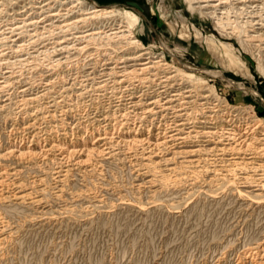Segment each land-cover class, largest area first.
Masks as SVG:
<instances>
[{"label": "rangeland", "instance_id": "obj_1", "mask_svg": "<svg viewBox=\"0 0 264 264\" xmlns=\"http://www.w3.org/2000/svg\"><path fill=\"white\" fill-rule=\"evenodd\" d=\"M241 1L231 21L264 34V0ZM132 14L157 69L100 39ZM225 29L183 0H0V156L40 154L0 159V264H264V36Z\"/></svg>", "mask_w": 264, "mask_h": 264}, {"label": "bare ground", "instance_id": "obj_2", "mask_svg": "<svg viewBox=\"0 0 264 264\" xmlns=\"http://www.w3.org/2000/svg\"><path fill=\"white\" fill-rule=\"evenodd\" d=\"M50 1V0H49ZM54 1V0H53ZM56 1V0H55ZM58 1V0H57ZM231 1L232 0H183L184 4L186 5L187 7V10L191 13V14H197L199 15V17H201L203 20H209V21H212L213 24H215V27H217L221 32H224V30H226L225 28L228 27L230 28L229 30H231V33H236V31L238 30V35L237 37H240L242 34H243V37H245L246 39L248 38L249 40L250 39H258V40H261V38L264 36L263 33H260V32H255V28L254 26L257 25V23L255 24H252V20L248 21L247 19H245V22H237L236 23V20H238L236 17L231 21V15L233 14L234 16H238V15H248L249 17V14L252 13L251 12H247V9L249 7L245 6L243 4L242 7L240 8H234L233 5H235L233 2V4H231ZM243 1V0H242ZM241 1V2H242ZM246 1V0H245ZM253 1V0H252ZM257 0L253 1V2H256ZM263 1V0H261ZM65 2V1H63ZM62 2V4H63ZM244 2V1H243ZM258 3V2H257ZM246 4V3H245ZM48 5V4H47ZM252 5V4H251ZM236 7V6H235ZM252 9V8H250ZM254 9V8H253ZM77 11V10H76ZM82 12L86 11L85 13H81L82 15H85L87 16V18H84V19H80L79 21L83 23H90V24H94L95 25H98V24H102L104 21H109L110 20H116V17H117V14L113 11V10H107V9H97V8H90V9H82L80 10ZM257 11V12H256ZM256 12L258 15H260V18L262 17V15H264V1L263 3L261 4V6H257L256 7V10L254 11ZM78 13V12H77ZM255 13V14H256ZM133 16L131 18H128V17H125L122 21H121V24H123V26H121L122 28L124 27V29L122 30H119L121 27L119 26V28L115 29L114 31L115 32H111L109 34L107 33H103L104 34V37L103 38H100L101 35L96 33V34H90V39H94V35H98V38H100L101 40H107V41H114L115 45H121L122 43L126 45L127 48L131 49L132 51H137V52H144V53H140L139 55L137 54V56H135L134 58H131L132 60L133 59H136V61H140L141 63L139 64V66H142L143 68H141V71H145V72H148L150 71V69H154L156 67H160L159 65H161V61H148L150 60L151 58H143L144 56H147L149 55L148 52H146V49L139 43V41L135 40L132 36V33H131V29L132 27L137 23L138 19L137 17L132 14ZM233 16V17H234ZM254 17V15H252ZM243 17V16H242ZM241 19H244L242 18ZM255 17H258V16H255ZM256 19V18H255ZM264 18H261L259 20V22L262 24L261 26L264 27V21H263ZM76 21V20H75ZM116 22V21H115ZM77 23V21H76ZM105 24V23H104ZM103 24V26H104ZM107 24V23H106ZM117 24V22H116ZM233 24H235L234 26H232ZM108 25V24H107ZM113 25V24H112ZM120 25V23H119ZM258 25L260 26V24L258 23ZM108 27V26H106ZM104 28V27H103ZM102 28V29H103ZM113 28V26H112ZM247 28H250L251 30L253 31H247ZM96 29V28H95ZM258 29V28H257ZM108 31V30H107ZM110 31H113V30H110ZM227 31V30H226ZM98 32V31H97ZM249 32L253 33V35H250ZM236 33V34H237ZM43 34V33H42ZM231 35V34H230ZM233 35V34H232ZM184 36V35H183ZM180 37H182V34H180ZM227 37V36H226ZM234 37H235V34H234ZM77 38V37H76ZM97 38V39H98ZM183 38V37H182ZM242 38V37H241ZM84 39V38H83ZM240 39V38H238ZM244 40V39H243ZM87 41V40H86ZM123 41V42H122ZM212 41V40H211ZM255 41V40H254ZM264 41V40H263ZM210 42V40H209ZM208 42V43H209ZM213 42V41H212ZM249 42V41H248ZM118 43V44H117ZM243 43V42H242ZM211 44V43H209ZM108 45V44H107ZM212 45V44H211ZM110 46V45H109ZM244 46V45H243ZM251 46V45H250ZM258 46V45H257ZM256 46V47H257ZM118 47V46H117ZM215 47V46H213ZM127 48H125L124 50H126ZM252 48V46L250 47ZM213 49V48H212ZM216 49V50H215ZM215 49H213L215 52L217 51V49H220L221 52H222V56L223 58H225V62H228L229 66L232 67V66H235L238 62V60L236 58H234L233 56V53H232V50L231 49V46L229 45H226V44H221L219 43V46H216ZM245 49V48H244ZM259 49V48H258ZM257 49V50H258ZM118 50V49H117ZM128 50V49H127ZM219 50V52H220ZM253 50V49H252ZM59 51V50H58ZM212 51V50H211ZM249 52V50H248ZM253 52V51H252ZM257 52V51H256ZM250 53V52H249ZM254 53V52H253ZM220 54V53H219ZM218 54V55H219ZM252 55V54H251ZM221 57V56H220ZM130 58V57H129ZM257 58L256 60H261L263 59L260 55V53L258 52L257 53ZM261 58V59H260ZM128 59V58H127ZM131 60V61H132ZM134 61V60H133ZM264 62V61H263ZM240 64V63H239ZM258 66V72L261 73L263 76H264V66H262L260 64V62L257 63ZM165 65V64H163ZM228 66V65H227ZM226 66V67H227ZM229 68V67H227ZM234 68V67H232ZM236 68V67H235ZM119 69V68H118ZM157 69V68H156ZM231 69V68H230ZM139 70V69H138ZM177 72L179 73H183V71L181 70H177ZM133 73V72H132ZM184 75H186V78L187 80H189V82L193 83V75L191 74H185L183 73ZM213 76L215 77H219L221 78L217 73H212ZM107 77V76H106ZM195 86V85H194ZM191 91V90H190ZM197 94V93H195ZM191 96V95H190ZM159 97V96H158ZM170 97H173V98H176V97H179V94H174ZM203 98V97H202ZM170 102L173 101V99H169ZM175 100V99H174ZM157 101H154L152 102L151 104H156ZM169 102V101H168ZM193 102V101H192ZM158 103V102H157ZM167 103V102H166ZM149 104V103H148ZM167 109V108H166ZM205 112V111H204ZM178 126V125H177ZM179 126H183V125H179ZM258 127V126H257ZM234 128V127H233ZM228 129V132H226L225 134L228 135V138L230 140H232L233 142H237L238 145H244L246 147L250 146L251 145V142H253L255 140V138L251 137L253 135L256 128L255 126V129L251 130L250 131V128L247 127V128H244V130L240 131L236 128L234 129ZM252 129V128H251ZM177 131H180V130H177ZM176 132V131H175ZM208 133V132H207ZM188 134V133H187ZM215 134V133H214ZM176 135H178V132L176 134H173L171 136H169L168 138L170 139H175ZM224 135V134H223ZM209 136V135H208ZM251 137V138H249ZM104 139V138H103ZM102 140V139H100ZM142 140V139H141ZM140 140V141H141ZM162 140V139H161ZM176 140H184V138H176ZM223 140V139H222ZM253 140V141H251ZM98 141V140H97ZM229 141V140H228ZM129 142V141H128ZM139 142V140H138ZM166 142V141H164ZM164 142H161L162 144ZM169 142H172V141H169ZM255 142V141H254ZM161 143H154L155 145L154 146H161L162 144ZM258 143V142H256ZM228 145V144H227ZM237 145V146H238ZM175 146V145H174ZM252 146V145H251ZM156 147V148H157ZM72 148V147H71ZM241 148V147H240ZM247 149H251L250 147H248ZM262 149V148H261ZM61 150V149H60ZM64 150V149H62ZM76 150V149H75ZM74 149H70L66 152L67 155L69 156H76L80 154V152L78 151H75ZM257 150V149H256ZM263 150V149H262ZM47 151V150H46ZM88 151V150H87ZM228 151V150H227ZM245 151V150H244ZM248 151V150H246ZM90 152H95V150H91ZM264 152V151H263ZM35 153L37 154V152L35 151H32V149H27V150H21V149H17L16 146L11 148L10 150L8 149V151L2 156H0V159H4L6 157H10V156H16L18 158H23L27 155H35ZM237 153V152H236ZM39 154V153H38ZM37 154V155H38ZM93 154V153H92ZM40 155V154H39ZM34 157V156H33ZM39 157V156H38ZM256 159V158H255ZM262 165V164H261ZM261 167V166H260ZM264 168V167H263ZM262 168H260L261 170ZM264 176V175H262ZM246 180H248L246 178ZM261 180V179H260ZM256 181V180H255ZM261 182V181H260ZM259 182V183H260ZM263 182V181H262ZM246 183V181H245ZM3 184L2 181L0 180V185ZM247 184V183H246ZM250 184V183H249ZM258 184H256L257 186ZM246 188V187H245ZM256 188V187H255ZM258 189H262L264 190V185H260L259 187H257ZM252 192V190H251ZM259 192V190H258ZM263 195V194H262ZM22 197V196H21ZM20 197V198H21ZM258 199V198H257ZM261 246V245H260ZM259 248V247H258ZM255 249V248H254ZM263 251H264V248H263ZM256 259V258H255Z\"/></svg>", "mask_w": 264, "mask_h": 264}]
</instances>
